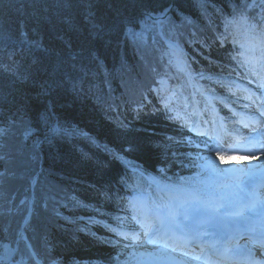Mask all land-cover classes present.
Wrapping results in <instances>:
<instances>
[{"label": "trees", "instance_id": "trees-1", "mask_svg": "<svg viewBox=\"0 0 264 264\" xmlns=\"http://www.w3.org/2000/svg\"><path fill=\"white\" fill-rule=\"evenodd\" d=\"M172 2L0 0V246L20 234L33 194L24 229L45 264H131L114 235L99 243L90 236V221L110 219L138 179L128 166L161 176L155 168L165 165L169 182L185 173L194 186L201 182L205 139L148 111L151 83L176 67L151 15L172 6L164 31L187 46L197 38L212 47L222 33L239 43L263 36L264 9L243 8L253 0ZM195 47L194 56L221 65L228 53ZM67 237L83 239L58 250ZM15 259L41 264L22 237Z\"/></svg>", "mask_w": 264, "mask_h": 264}, {"label": "rangeland", "instance_id": "rangeland-1", "mask_svg": "<svg viewBox=\"0 0 264 264\" xmlns=\"http://www.w3.org/2000/svg\"><path fill=\"white\" fill-rule=\"evenodd\" d=\"M245 107H246L245 109H240L239 112H238V114H236L235 117L231 120V123L229 124V129H231V130L240 129V131H243L241 124L240 123H234V122L235 121H238V119L243 115V113H240V111H250V110H248V108H250L249 106H245ZM218 142H219V144L216 143V147H215V149L218 152H215L213 154V156H214L213 159H216L219 163L223 164L224 168L223 169H220L219 168V170H221V171L223 170L224 171L226 169V175H227V177H231L232 174H233V172H230L228 170V168H230L231 166L237 165V164H241L244 161L246 162V159L248 158V155H245V154H241L240 155V153L236 152L235 150L226 147L225 144L222 143V141H221L220 138H218ZM261 156H256V159H253V160L254 161H262V160L264 161V157H261ZM248 162L250 163V161H247V163ZM252 165L253 164H251L250 166H252ZM231 171H233V170H231ZM149 178L152 179V180H154L155 182H159V181H156L155 179H153L152 177H149ZM230 181L232 182L231 187H232V190H233V195L238 194L239 191H240L241 180L232 177V178H230ZM175 187L176 188H179L181 190L187 191L186 188H184L182 186H178L177 185ZM167 190L170 192L169 195L171 196V198L174 199L175 201H179L182 204L189 202L188 200L183 199L180 194L177 193V195H176L175 192H174L175 189L172 190V189L169 188ZM178 192H180V191H178ZM178 195L181 196L179 199L177 198ZM195 196L201 197L200 195H195ZM175 198H177L178 200L175 199ZM213 199L215 201H222L220 198H213ZM190 202H191V204L193 203V201H190ZM200 204H202V203H200ZM142 206L145 208V212H150L152 215L157 214V209L154 206V204L152 206H149L148 202H145ZM191 208L192 209L197 208V209H200L201 210V208L199 207V203H198V206L197 207H193L191 205ZM219 208H222V207H219ZM227 208L231 211V213L234 214V212H235L234 210L235 209L233 207H227ZM205 210H206V207H205ZM244 212H246L247 214H252V212H250L249 210H246V207L244 208ZM247 214H244V215H247ZM182 215L186 216L185 213L182 214ZM210 220L215 221V219H210ZM188 223H192V221H190ZM147 225H149V222L146 223V226ZM233 228H242V227L239 226V224H238V226H235ZM243 228H245V227H243ZM149 229H150V227L148 229H145L144 227H142V229L140 231H138L137 233H138V237L139 238H142L143 241L142 242H137V244H139L138 246L136 245V246L130 247L128 249H123V251L129 252L131 254H139L144 259H147V261L149 260V257L151 256V254H152V256H155L156 255V257H151V260H153V261L157 260L158 254H159V252L161 250L160 248H158V246H162L164 243L161 242L159 245H156V246L150 244L149 241H148V237H150L149 234L148 235H145V232L148 231ZM8 240H10V239H6L3 242L2 248L0 246V263L3 262V261H7L10 264H21V262L19 260H17L16 262H13V261L10 260L11 257L14 255L15 245L9 243ZM169 243H171V242H169ZM162 248L163 249H167L170 254L171 253H175L176 254V252L173 250V248H175V247L170 246V248H167V246L165 247V245H163ZM31 253L34 256V254H33L32 251H31ZM24 259H25V262H26L28 260V257L26 258L24 256ZM23 264H25V263H23Z\"/></svg>", "mask_w": 264, "mask_h": 264}, {"label": "snow or ice", "instance_id": "snow-or-ice-1", "mask_svg": "<svg viewBox=\"0 0 264 264\" xmlns=\"http://www.w3.org/2000/svg\"><path fill=\"white\" fill-rule=\"evenodd\" d=\"M250 6L259 7L261 9H264V0H261L259 4L255 3V0H253L251 5H249L248 3L243 4L244 9H247ZM127 150L129 151L133 150V146H129ZM117 158H120V157L117 156ZM207 166L215 170V166L212 161L209 160ZM214 212H215V222L212 224V227L215 229L214 231L215 239L219 241H229V238L232 237L231 228L235 227V224L237 223V221H235L233 217L241 216L242 213L237 212L233 214L227 207L217 208L214 210ZM203 215H205V213L202 210L193 209L192 223H188L187 217H185L184 215H180L178 218L177 217L171 218L169 227L174 228L176 230H183V229L195 227L196 221L199 220V218ZM141 227H145V225L141 223ZM162 228H163V225H161L160 227L150 228L148 231L145 232V235H148L149 231L151 232L152 238H150L149 240L150 243L160 244L162 242L163 240ZM113 231L115 230L113 229ZM120 235H124L126 239L129 238L124 233H120ZM131 238L135 239V237H131ZM166 246L167 245H165V247ZM223 250L224 252H227L229 249L227 247H224ZM234 251H239V250L234 249ZM246 251L249 256L255 255V253L251 249H248ZM255 251L256 252L264 251V243H261L258 246H256Z\"/></svg>", "mask_w": 264, "mask_h": 264}, {"label": "bare ground", "instance_id": "bare-ground-1", "mask_svg": "<svg viewBox=\"0 0 264 264\" xmlns=\"http://www.w3.org/2000/svg\"><path fill=\"white\" fill-rule=\"evenodd\" d=\"M248 151H251L250 149H248ZM241 155V154H240ZM261 157H263V155L261 156ZM239 159V158H238ZM253 159H256V157L254 156L253 157ZM261 160V159H260ZM246 161H248L247 159H246ZM263 161V160H262ZM258 169H262V171H261V173L262 172H264V165L262 166V167H260V168H258ZM257 170V169H256ZM257 172H259V171H257ZM256 172V173H257ZM256 173H254V175H256ZM175 192V194L177 195V193L178 194H180L181 192H178V191H174ZM175 195V196H176ZM181 196L180 195H178L177 196V198L179 199ZM177 198H175V199H177ZM177 199V200H178ZM198 206V205H197ZM199 207L201 208V210H203V211H205V206L203 205V204H200L199 203ZM235 211V210H234ZM253 216L254 217H264V215H262L261 213H259V212H252V214H247V215H243L242 216V218L241 217H239L238 218V223H240L241 221H249L250 223H252L253 222ZM235 220V219H234ZM197 226H195V227H192V228H196ZM166 228V227H165ZM192 228H187V229H183L186 233H188V230H190V229H192ZM167 229H168V226H167ZM246 228H231V230H233V231H235V234H238V233H241V231H244ZM250 229H254L253 227H251ZM262 233H264V229H260V232H259V236H262ZM246 239V238H245ZM172 241L173 240H166V239H164V241L162 240V243H166V244H168V246L170 247V246H172V247H179V246H177V245H175V244H172ZM252 242H254V240L252 239L251 240ZM168 242V243H167ZM169 242H171V243H169ZM186 247V246H185ZM256 248V246L254 247V249ZM191 249H192V251L193 252H191V254L193 255V257H186V256H182V255H179L178 253H171L168 257H169V259L171 260L170 261V264H205V262L207 261L206 260V258H204V257H201V254H199L198 252L199 251H201L202 249H203V247L201 246V245H199V244H197L196 246H194V247H191ZM174 250V249H173ZM185 251H188L187 250V248L185 249ZM203 251V250H202ZM205 255V254H204ZM198 258H200V260L198 259ZM217 262H218V264H225V263H228V264H232V263H230L229 261H226V262H221V261H219L218 259H217V256L216 255H213V257L211 256L210 257V261H209V264H217Z\"/></svg>", "mask_w": 264, "mask_h": 264}]
</instances>
